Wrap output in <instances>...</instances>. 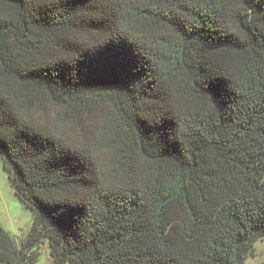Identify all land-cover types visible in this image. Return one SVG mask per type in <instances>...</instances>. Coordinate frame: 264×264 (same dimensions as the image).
Instances as JSON below:
<instances>
[{"label": "trees", "instance_id": "trees-1", "mask_svg": "<svg viewBox=\"0 0 264 264\" xmlns=\"http://www.w3.org/2000/svg\"><path fill=\"white\" fill-rule=\"evenodd\" d=\"M0 153L35 212L0 264H245L264 0H0Z\"/></svg>", "mask_w": 264, "mask_h": 264}, {"label": "rangeland", "instance_id": "rangeland-1", "mask_svg": "<svg viewBox=\"0 0 264 264\" xmlns=\"http://www.w3.org/2000/svg\"><path fill=\"white\" fill-rule=\"evenodd\" d=\"M10 171L0 153V226L12 237L18 248L23 246L30 235L35 212L16 194L10 178ZM253 254L245 264H264V236L258 239ZM36 254L32 264H53L47 239L36 244L33 251L23 252L24 256Z\"/></svg>", "mask_w": 264, "mask_h": 264}]
</instances>
